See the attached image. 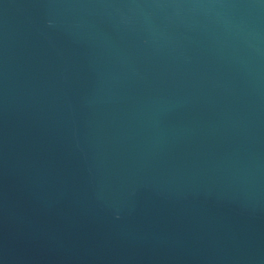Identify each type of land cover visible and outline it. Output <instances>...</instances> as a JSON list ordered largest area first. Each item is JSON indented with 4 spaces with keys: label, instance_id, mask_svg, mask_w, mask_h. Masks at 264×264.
<instances>
[{
    "label": "water",
    "instance_id": "95a60500",
    "mask_svg": "<svg viewBox=\"0 0 264 264\" xmlns=\"http://www.w3.org/2000/svg\"><path fill=\"white\" fill-rule=\"evenodd\" d=\"M0 264H264V0H0Z\"/></svg>",
    "mask_w": 264,
    "mask_h": 264
}]
</instances>
